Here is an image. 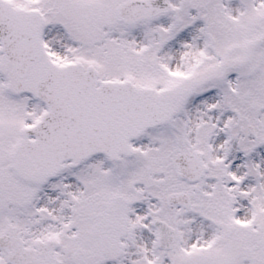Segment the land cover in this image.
I'll return each mask as SVG.
<instances>
[{
  "label": "snow or ice",
  "instance_id": "snow-or-ice-1",
  "mask_svg": "<svg viewBox=\"0 0 264 264\" xmlns=\"http://www.w3.org/2000/svg\"><path fill=\"white\" fill-rule=\"evenodd\" d=\"M0 264H264V0H0Z\"/></svg>",
  "mask_w": 264,
  "mask_h": 264
}]
</instances>
